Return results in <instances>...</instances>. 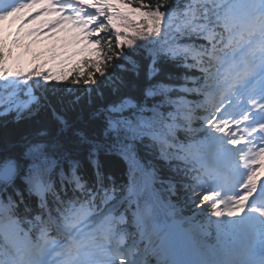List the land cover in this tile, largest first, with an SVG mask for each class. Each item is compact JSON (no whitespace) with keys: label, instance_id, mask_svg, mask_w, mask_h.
Segmentation results:
<instances>
[{"label":"snow or ice","instance_id":"snow-or-ice-1","mask_svg":"<svg viewBox=\"0 0 264 264\" xmlns=\"http://www.w3.org/2000/svg\"><path fill=\"white\" fill-rule=\"evenodd\" d=\"M41 3L58 18L25 32ZM9 18L20 22L15 43L45 28L75 33L61 47L83 45L69 59L84 57L74 71L89 104L94 86L103 103L70 121L57 108L60 74L14 70L0 35V118L18 123L47 111L58 125L37 128L17 151L0 155V213L9 221L0 224V264H151L150 255L157 264H264V0H0V24ZM173 67L183 69L180 77ZM249 131L256 135L242 144ZM225 156L235 158L227 176L219 168ZM106 157L123 161L122 181L106 175ZM157 159L176 161V175L163 179ZM157 182L171 193L179 187L215 217L225 216V196L240 187L226 215L249 210L216 224L217 245L192 242L174 224L156 222ZM21 211L27 231L11 220Z\"/></svg>","mask_w":264,"mask_h":264},{"label":"trees","instance_id":"trees-1","mask_svg":"<svg viewBox=\"0 0 264 264\" xmlns=\"http://www.w3.org/2000/svg\"><path fill=\"white\" fill-rule=\"evenodd\" d=\"M159 2L162 3L163 0H159ZM169 2H174V0H169ZM218 2H220V0H218ZM125 3H127L129 6H138L141 3L156 5L158 3V0H125ZM141 23H143V21H141ZM133 26L134 27L136 26V22H133ZM109 31H110L109 29H106V32ZM100 35L101 37H104L105 33H100ZM111 43L115 45L116 40L113 38ZM102 44H105L106 46V42L104 40H102ZM142 57H143V52L141 53V56L138 57V59L142 60ZM117 62L118 61L113 60L112 63L114 64ZM77 65L78 64H75L71 69L59 73L60 74L59 80L61 81V83L58 86L56 92L57 97H63V101H64L62 105H57V108L58 109L64 108L65 115L70 121H77L80 118L86 119L88 114L93 109H95L96 107L100 106V104L103 103V101L96 96V93L94 91L95 88L94 86L93 90H91L92 103L89 104V96L84 95L85 86L83 82V77H77V73L74 71ZM36 69L38 68L33 67L31 69H27L25 72L26 73L31 72ZM39 70L41 72H46L45 70L42 69ZM171 70L173 74L177 77H180L181 74L183 73V69L173 67ZM107 71L109 72L113 71L111 65L109 66ZM116 71L117 74H120L119 70ZM196 75H199V73H196ZM77 78L79 79L80 82L78 84L72 83V81ZM36 79L38 78L33 77V80ZM101 79L102 77H100L99 75L95 76L97 85H99ZM29 83H31V81H29ZM54 84H55L54 81L50 82L48 84V87L52 88ZM65 88L71 89L73 91H64ZM105 92L107 93V89H105ZM74 95L81 96L82 98L79 104L75 106H70ZM197 123H194L192 125L193 128L197 127ZM39 127H48L50 130L55 132L58 125L52 114L47 111L41 112L39 116L34 117L32 119H22L18 123L14 121L13 115L0 118V155L17 151L19 148L22 147V142L24 137L30 133H34L35 130ZM178 135L183 140L185 137V132L178 133ZM188 143H191V141L189 140ZM156 163L160 169L159 175L163 179L166 180L169 176L176 175L174 171V165L175 163H177L176 161L171 162L172 166H170L169 161L163 159H157ZM104 167H105L106 175H111L112 177L115 178L117 182L122 181L125 178L124 176L125 165L123 161H121L118 157L104 158ZM91 171H92L91 168L88 167L87 172L89 175H91ZM154 188L156 189V193L159 197V199L155 202L153 206V208L155 209L154 212H155L156 220L160 222L163 221V219L170 220L171 218L168 216V213L171 211L177 218H189L207 227L216 224L214 220L215 216L211 214V211L209 210L207 213L199 212L197 206L187 200L183 191L180 190L179 187L176 192L171 193L167 190V184H164L162 186L159 182H157L154 185ZM22 213H23L22 211L19 212L17 214V217ZM206 243L208 245L215 246L219 243L218 237L211 236L210 238H208V240H206Z\"/></svg>","mask_w":264,"mask_h":264},{"label":"rangeland","instance_id":"rangeland-1","mask_svg":"<svg viewBox=\"0 0 264 264\" xmlns=\"http://www.w3.org/2000/svg\"><path fill=\"white\" fill-rule=\"evenodd\" d=\"M58 16H59L58 13L53 12V13L48 14L44 18H37L35 22L27 23L25 25L24 30L25 32H27L33 28H39L41 27V23L44 20H54V19H57ZM9 28L11 29L10 31H12L13 34L15 35L18 29L20 28V22L14 21L12 18H9L7 25H6V29L8 30ZM74 35L75 33L68 32V31H60L56 33V35H49L47 28H45L44 34L41 36H37V37L22 36L20 40L24 43V46L21 50V56L24 58H32L33 56L38 55L40 62L46 61L49 58H57L60 61H67L69 59V56L72 54L71 48L75 44H70V46L66 49L61 47V45L70 42ZM45 44H47L49 47L56 45V48L52 49V53H48L45 50L41 49V47L44 46ZM245 141L246 140H242L243 143ZM256 147L258 148L259 146L256 145ZM252 153H256V152H252ZM260 174H261V171L259 172V175H258V182L260 180L259 179ZM233 201L235 202V198L233 199ZM192 230L194 232L191 230H183L182 233L189 240H196V241L201 240L202 237L205 235V231L199 225L195 227V230L193 228Z\"/></svg>","mask_w":264,"mask_h":264}]
</instances>
